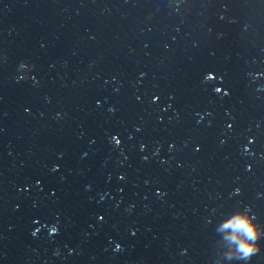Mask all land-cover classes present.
Instances as JSON below:
<instances>
[{
    "label": "water",
    "instance_id": "1",
    "mask_svg": "<svg viewBox=\"0 0 264 264\" xmlns=\"http://www.w3.org/2000/svg\"><path fill=\"white\" fill-rule=\"evenodd\" d=\"M0 264H264V0H0Z\"/></svg>",
    "mask_w": 264,
    "mask_h": 264
},
{
    "label": "clouds",
    "instance_id": "2",
    "mask_svg": "<svg viewBox=\"0 0 264 264\" xmlns=\"http://www.w3.org/2000/svg\"><path fill=\"white\" fill-rule=\"evenodd\" d=\"M237 228H243L247 233L251 234L252 232V229H251V226L247 225V222L245 219L241 218L239 219V221L236 223L235 225ZM241 246L244 248V249H248L250 250L251 249V245L247 244L246 242H241Z\"/></svg>",
    "mask_w": 264,
    "mask_h": 264
}]
</instances>
